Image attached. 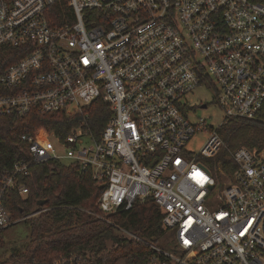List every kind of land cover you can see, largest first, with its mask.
Returning a JSON list of instances; mask_svg holds the SVG:
<instances>
[{"label": "built area", "instance_id": "1", "mask_svg": "<svg viewBox=\"0 0 264 264\" xmlns=\"http://www.w3.org/2000/svg\"><path fill=\"white\" fill-rule=\"evenodd\" d=\"M202 84L225 120L264 108V0H0V117L112 110L99 141L83 126L21 135L31 160L0 167V230L14 223L7 191L24 197L34 164L69 161L101 183L103 217L147 199L163 210L171 250L151 244L150 264H264V150L240 147L231 174L214 172L224 142L187 98Z\"/></svg>", "mask_w": 264, "mask_h": 264}, {"label": "trees", "instance_id": "2", "mask_svg": "<svg viewBox=\"0 0 264 264\" xmlns=\"http://www.w3.org/2000/svg\"><path fill=\"white\" fill-rule=\"evenodd\" d=\"M12 54L16 56L9 62L22 56L15 51ZM111 117V106L103 99L74 114L32 110L21 119L0 117V167L31 160L27 144L21 140L24 133L45 129L65 139L72 129L83 126L99 141ZM217 131L224 146L209 163L216 174L220 165L231 174L235 167L232 151L243 146L264 150V108L251 119H226ZM26 182L29 193L23 197L8 190L4 205L14 221L29 216L25 219L29 221V241L24 249H13L6 259L0 254V264H47L70 254L81 255L91 264H150L158 254L151 244H167L170 239L163 227L164 212L153 199L137 201L130 210L103 217L98 208L102 187L91 169L59 161L34 164ZM40 200L47 203L40 206ZM37 211L41 212L31 216ZM9 227L0 230V251L7 244L5 231ZM122 230L134 237L122 236Z\"/></svg>", "mask_w": 264, "mask_h": 264}, {"label": "rangeland", "instance_id": "3", "mask_svg": "<svg viewBox=\"0 0 264 264\" xmlns=\"http://www.w3.org/2000/svg\"><path fill=\"white\" fill-rule=\"evenodd\" d=\"M190 105L194 108V113L198 117L204 118L206 123L210 126L219 127L225 121V114L221 106L215 100V92L213 88L202 84L197 87L188 97ZM207 103V107H203L202 104ZM209 133L206 129L198 132L193 139L188 143V148L198 152L207 140ZM66 164H71L67 161ZM219 199L214 198V202L217 203ZM39 212V211H37ZM37 212L35 214H37ZM34 213L31 215L33 216ZM29 216H25L22 219L14 221V225L9 227L5 234L7 235V244L5 248L0 251L1 258L6 259L11 256L13 249H24L26 243L29 241V221L25 220ZM122 236L134 237L133 234L124 230L120 233ZM164 249L171 250L169 244L162 245Z\"/></svg>", "mask_w": 264, "mask_h": 264}, {"label": "water", "instance_id": "4", "mask_svg": "<svg viewBox=\"0 0 264 264\" xmlns=\"http://www.w3.org/2000/svg\"><path fill=\"white\" fill-rule=\"evenodd\" d=\"M202 106H203V107H206L207 104L204 103V104H202ZM101 187H102V186H101ZM46 203H47V200H40V201H38V205H40V206H43V205H45Z\"/></svg>", "mask_w": 264, "mask_h": 264}]
</instances>
